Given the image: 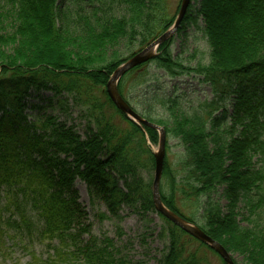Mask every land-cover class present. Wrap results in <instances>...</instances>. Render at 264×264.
I'll return each instance as SVG.
<instances>
[{"label": "trees", "instance_id": "16d2710c", "mask_svg": "<svg viewBox=\"0 0 264 264\" xmlns=\"http://www.w3.org/2000/svg\"><path fill=\"white\" fill-rule=\"evenodd\" d=\"M163 1L110 0L107 5L88 0L92 16L79 8L71 28L69 22L59 24L58 0H0V204L10 213L6 226L15 235L35 232L51 249L47 258L32 254L31 264H127L110 237L93 235L76 188L79 179L93 201L106 204L109 214L101 213V219L121 221L124 205L161 217L167 247L158 264H212L205 250L227 264L209 244L156 210L153 181L144 180L141 172L155 169L149 142L158 143L159 132L129 118L107 91L114 71L137 53L131 50L134 41L142 50L174 24L176 17L164 15ZM192 1L197 7L190 5L177 32L197 24L195 12L204 23L210 62L190 66L177 60L173 37L154 58L125 74L118 89L131 105L125 78L136 74V80H143L150 63L173 77L201 75L211 85L214 97L200 111L185 113L173 95L163 94L160 101L170 115L156 119L143 114L184 146L181 179L165 159L169 192L161 184V198L233 257L264 264V0ZM114 5L122 7L121 16L110 14ZM122 43L130 51L127 58L118 51ZM32 90L71 95L87 119L85 136L55 115L29 119ZM116 115L128 126L118 123ZM178 189L180 201L209 200L203 199L194 215H185L176 201ZM220 189L225 206L213 198ZM242 202L249 215L238 210ZM250 215H257L254 224Z\"/></svg>", "mask_w": 264, "mask_h": 264}, {"label": "rangeland", "instance_id": "374dc122", "mask_svg": "<svg viewBox=\"0 0 264 264\" xmlns=\"http://www.w3.org/2000/svg\"><path fill=\"white\" fill-rule=\"evenodd\" d=\"M105 1L109 5L110 0ZM2 2L5 3V0H2ZM58 4L62 15L59 24L64 25L69 22L71 28L76 26L75 20L78 18L77 12L80 11L79 8L86 16H92L94 12V6L89 5L88 0H58ZM163 4L166 8L164 15L167 18L178 17L182 0H164ZM193 5L195 8L197 7L195 1H192L191 6ZM123 13L122 7L114 5L110 14L119 17ZM66 15L71 18L69 21L65 19ZM98 15L100 16L101 13ZM194 17L197 19V24L195 22L188 23L185 29L176 33L172 44L174 57L190 66H197L200 63L208 64L210 62V45L202 29L204 23L195 12ZM12 28L10 26L8 29L11 30ZM131 50L136 52L140 50L138 41H134ZM118 51L123 57L127 58L130 55L125 43L119 46ZM143 72L144 76L141 78L143 80H136V74H128L124 81L125 96L129 99L131 105L136 108L135 110L142 115L150 114L156 119L167 118L170 112L165 110L167 108L163 107L160 101V97L163 94L173 95L179 101L180 109L188 114L200 111L201 104L211 101L214 97L211 85L201 75L191 73L173 77L164 70L159 69L154 63L148 64L143 69ZM95 92L101 94L102 91L97 89ZM230 103H232V100L228 99L226 101L228 105L226 109H229L231 114L233 106ZM26 113L31 120H36L46 115H55L61 121L74 126L82 136H85L87 119L82 115L83 109L67 93L55 96L52 91L32 90L28 97ZM218 113L220 112H217L216 115ZM115 119L123 126H128L120 115H116ZM223 126H225V122ZM149 145L154 152L158 151L159 143L153 144L149 142ZM183 154L184 146L181 141L167 134L166 158H168L171 169L175 174H178V180L183 176V173H180L182 169L180 163ZM141 176L146 181H153L155 169L145 168L142 170ZM161 184L169 192L168 179L162 177ZM76 188L79 191L80 202L89 214L93 235L100 239L105 236L110 237L120 250L121 256L119 257L128 259L127 264L138 262H141V264H158V260L166 250L167 240L160 235L164 222L157 213L152 211L144 212L138 206L124 205L120 212L121 221H117L115 218L101 219V213L109 214L106 204L100 200L93 201L87 185L80 179L76 182ZM221 191L220 189L219 193L213 195V198L220 201L222 206H225L227 201L220 197ZM179 192V189L175 191L177 204L181 211L188 216L194 215L197 208L209 200L208 197H204L197 204L195 203L196 201H180ZM238 210L240 213L249 215L243 202L239 204ZM1 215H3L2 219ZM9 215L10 213H5L4 205L0 204V264H31L33 262L32 254H36L40 258H47L51 253L47 243L40 241L35 232H28L20 237L15 235L6 226L5 220ZM250 217L252 224H254L257 215H250ZM261 221L263 222L262 219ZM242 224L250 225L247 221L242 222ZM3 231L7 233L5 234ZM205 252L211 257L209 259L212 264H222L217 255L209 250H205ZM234 259L238 264H245L243 258L237 254L234 255Z\"/></svg>", "mask_w": 264, "mask_h": 264}, {"label": "water", "instance_id": "95a60500", "mask_svg": "<svg viewBox=\"0 0 264 264\" xmlns=\"http://www.w3.org/2000/svg\"><path fill=\"white\" fill-rule=\"evenodd\" d=\"M192 0H182V5L178 14V17L175 21V24L172 28L164 32L160 37L151 42L147 47L143 50L135 54L129 60L120 65L113 75L111 76L108 84L107 91L115 103V105L123 112H125L131 119H133L137 123H141L143 125L149 126L151 128L157 129L160 132V140H159V149L155 152V177L153 181V200L157 211L162 213L169 220L174 222L176 225L184 229L186 232L191 234L192 236L201 239L202 241L208 243L211 247H213L227 262V264H235L231 254L227 251V249L218 241L210 237L206 232H204L201 228L196 226L193 223H190L178 216L174 212L170 211L162 201L160 194V184L163 175L164 163L166 158V131L163 127L158 124L151 123L147 119H145L142 115L136 112L129 103L123 98L118 90V83L120 79L131 69L136 66L145 63L151 60L156 54L157 50L162 43L172 38L177 29L179 28L182 20L184 19L188 8L191 4Z\"/></svg>", "mask_w": 264, "mask_h": 264}]
</instances>
